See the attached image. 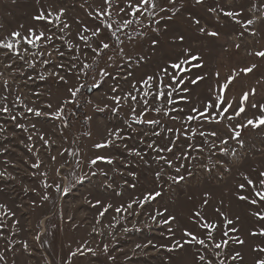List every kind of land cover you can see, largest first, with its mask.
<instances>
[{
	"label": "rangeland",
	"instance_id": "1",
	"mask_svg": "<svg viewBox=\"0 0 264 264\" xmlns=\"http://www.w3.org/2000/svg\"><path fill=\"white\" fill-rule=\"evenodd\" d=\"M157 3L155 17H140L141 24L122 29L117 35L124 41L123 45L113 43L94 63V53L78 33L88 36V44L93 48L98 39H106V32L92 37L91 31H83L98 26L99 21L89 13L103 8L104 0H0V39L17 30L27 34L29 28L47 31L53 36L51 42L43 44V50L52 55L36 57L38 61L47 59L50 63H36L34 69L11 54L5 55L6 49H0V108H8V112L0 111V173L3 174L0 175V255L4 256L0 264H206L207 260L219 264L221 259L225 264H255L257 258H264V253L254 251L264 248V235H252L264 229V220L253 215L255 212L264 214V203L253 205L238 199V195L251 197V189L243 176L255 181L264 171V126L238 129L243 146L229 140L228 145H224L229 155L220 154L218 149L213 150L216 155H211L209 144L215 142L219 146V139L210 138L209 144H204L205 137L198 135L199 131L216 129L220 136L227 138L230 133L226 125L235 127L261 114L252 104H264V57L255 55L264 51V0H202L200 3L197 0H175V3L157 0ZM121 6L122 0H113L111 22L114 24L123 16L117 14ZM160 7L165 11H160ZM61 8L65 10L61 17L63 23L57 24L55 16L51 26L33 19L41 11L45 15L55 14ZM229 11L241 15L225 16L224 12ZM248 20L253 23L248 24ZM64 23L69 27L61 32ZM200 28L205 31L200 32ZM210 32L218 35L211 36ZM61 36L63 39H59ZM69 44L74 46L71 50ZM75 46H79V51ZM121 46L123 56L118 54ZM55 49L65 55L61 57ZM186 49L188 54L200 58L192 63L202 66L192 67L185 76L203 79L196 84L186 80L181 87L187 91L173 93L175 103L166 107L176 111H170L169 116L149 111L143 117L159 120V125L135 123L131 119V101H122L119 110L113 111L117 106L108 97L123 96L142 77L156 75L169 62L185 58ZM41 50L30 49L32 52ZM73 56L79 59L73 60ZM109 56L113 57L111 61ZM25 59L32 58L26 56ZM73 63L77 67L69 71ZM84 63L93 67L85 70L87 75L80 74L78 78L77 69ZM9 64L11 67L7 66ZM60 64L65 67H58ZM252 65L255 68L251 72L241 71ZM101 68L110 76H100ZM52 72L64 76L67 83L49 75ZM128 72L132 76L123 79ZM41 75L45 79L41 80ZM233 75L235 79L221 91ZM93 84L102 86L94 88ZM113 87L117 88L116 93L111 91ZM70 88H80L75 97L71 96ZM253 89L255 94H252ZM245 92L249 96L244 104L246 112L241 117L222 120L220 124L186 119L190 114L197 115L192 109L203 111L209 102L218 103L220 95L224 98L221 107L231 103L228 114H233L240 107ZM61 107L63 113L56 118L54 114ZM142 107L136 105L137 114ZM28 108L49 115L37 117L28 112ZM12 116H16V120H12ZM173 116L179 119H171ZM18 124L23 127H17ZM169 128L174 131L168 132ZM115 129H123V139H115L107 148L94 147L112 139L109 131ZM192 130H196L197 135L193 136ZM153 131L161 135L153 136ZM169 140L177 141L174 149L177 156L186 143L204 148L202 153L191 152V156L197 157L191 163L184 161L191 175L182 169L179 175H184L185 179L179 183L168 179V176L178 175L174 167L169 168L158 159V155L171 159V154H158L147 147L152 141L163 147ZM128 149L139 151L141 156L130 155ZM232 150L235 155L231 154ZM97 155L110 157L113 163L91 165L90 160ZM210 156L213 162L219 160L222 164L208 171L204 165H208ZM33 164L39 167L34 168ZM157 172L162 173L160 179L156 177ZM242 183L246 185L245 190L239 188ZM155 191L161 195L143 208L134 203L133 209L127 212L115 211ZM44 195L49 198L44 200ZM97 201L101 203L98 205ZM109 204L112 207L101 217L99 213ZM157 212L163 215L157 216L154 222L150 217ZM196 212H200L204 220L218 225L214 240L206 239L207 230L197 223ZM173 216L175 219L170 224L163 223ZM225 217L233 223L225 225ZM229 229L237 231L222 236L223 231ZM185 230L206 239L209 247L184 244L188 239L184 236ZM222 240H227V245L215 249L214 244ZM148 241L152 244L143 247ZM177 241L184 247H177ZM137 244L141 247L137 248ZM88 248L93 251H87ZM236 252L242 259H231ZM200 255L206 260L200 261Z\"/></svg>",
	"mask_w": 264,
	"mask_h": 264
},
{
	"label": "snow or ice",
	"instance_id": "2",
	"mask_svg": "<svg viewBox=\"0 0 264 264\" xmlns=\"http://www.w3.org/2000/svg\"><path fill=\"white\" fill-rule=\"evenodd\" d=\"M198 3L202 2V0H197ZM169 3H175V0H169ZM123 6L119 8V14H123L120 21H117L115 24L111 22L112 18V5L113 0H104V7L101 9H97L95 13H89V16H91L93 19L99 21V24L94 29H88L84 28V32L91 31L92 37H100L103 32L107 33L106 39H98L97 46L91 47L90 44H88L89 37L85 36L83 34L78 33L79 38L85 42V44L91 48L92 52L94 53V59L93 62L96 63V57H100L106 50H109L113 47V43H115L117 46L123 45L124 41L121 40L120 36L117 35V33L121 32L122 29H128L130 28L134 23L135 24H141L142 21L140 17H145L147 19L148 17H155L156 15V9L159 7L157 0H122ZM83 6V5H82ZM160 11H165L163 7L159 8ZM64 9L61 8L59 12L52 13L48 12L47 15L43 11L40 12L39 15L35 16L33 19L36 21H45L46 25L51 26L53 25V16H55V21L57 24L63 23L61 21V17L64 15ZM225 16L229 17H238L241 15L239 12H224ZM156 23H159V21H156ZM197 24H199V21H196ZM239 23V21H237ZM248 24L253 23L252 20L247 21ZM23 27V26H21ZM69 25L67 23L63 24V27L60 29L61 32L64 31V29L68 28ZM156 30V29H154ZM204 28H200V32H204ZM211 36H217V32H210L208 33ZM140 35H143V33H140ZM59 39H63V37H59ZM128 39L131 41L132 37L129 35ZM179 39L182 41L183 36L179 37ZM53 40L52 35H48L47 31H38L34 28H29L27 30V34H24L20 31H13L9 37L0 39V49H6L7 52L5 55L11 54L12 56H15L19 60H23L25 64H27L30 68H35L36 63H41L44 65H47L50 63L49 60L44 59L41 61H38L36 57L38 56H44L47 54L48 56H51L52 53H46L43 50V44L44 42H51ZM157 41H153V45H155ZM24 45H27L28 47H24ZM69 50H71L74 46L69 44ZM77 51H79V46H75ZM237 48H239V45H236ZM30 49H42L39 52H32ZM59 53L61 57L65 55L64 52L59 51V49H55ZM23 53V54H22ZM118 54L121 56L124 55V48L121 46L118 48ZM257 57H264V51H258L255 53ZM29 56L32 59L26 60L25 57ZM131 59V57H128ZM73 60L79 59L78 56H73ZM113 57L109 56L108 60L111 61ZM199 57L196 55H190L188 54V50H185V58H178L175 61L169 62L167 66L163 67L159 73L156 75H147L145 77H142L140 81L135 82L131 86V91L126 92L123 96L121 95H112L108 97L111 99L115 104L116 108L113 109V111H118L122 101L124 103H128L129 101L132 102L131 106V119L135 123H147L151 125H159L160 121L156 119H143L147 115L149 111H154L157 114H162L163 116H169L170 111H176V109L172 108L169 109L166 107V105H172L175 103L173 100V93L177 90L180 91H187V88H182L181 86L186 83V80L192 84H196L199 80L203 79L201 76H197L195 79H190L189 77H186L185 74L191 72L192 67H201L199 63L193 64V61H199ZM188 67H185V66ZM8 67H11V64L7 65ZM60 68H64L65 66L63 64L58 65ZM76 64L73 63L71 65V68L68 69L71 71L72 69H76ZM93 65L84 63L83 66L79 69H77V76L79 78L80 74L87 75L88 73L85 70H91ZM109 67H111V64H109ZM255 68V65H252L249 68L241 69L242 72L245 74L251 72ZM49 75L56 76L59 81L67 83L65 80V77L60 75L58 72H52L49 73ZM99 75L102 77L110 76V73L107 72L106 69L101 68L99 70ZM219 75V74H217ZM132 76L131 72H128L123 79L127 80L128 77ZM41 80L45 79L43 75L39 77ZM28 79H32L31 76L28 77ZM235 79V75L229 78V80L222 86L221 91L228 88L229 84H231L232 80ZM5 85H7V81L4 82ZM139 85V86H138ZM102 84H93L92 87L94 88H100ZM80 87H83L81 85ZM80 88L76 89H69V92L72 97H75L78 93ZM113 93L117 92V88L113 87L111 89ZM135 93V94H134ZM252 94H255V90H252ZM249 93L245 92L243 96L241 97V103L240 107L234 111L233 114H228L229 109L232 107L231 103H228L226 106L221 107V105L224 104V98L223 95H220L218 99V103L213 104L212 102H209L205 105L204 110L201 111L199 109H192L193 113H197V115H188L187 121L191 122L193 120H202L207 121L209 123H215L220 124L222 120L232 121L233 119L237 117H241L242 114L246 112V109L244 107L245 102L248 100ZM71 102V101H68ZM153 104L156 106L153 107ZM136 105H142L141 111L139 114H137V108ZM48 107H51V105H48ZM252 108H259L260 115L255 116L252 119H247L245 123L237 124L235 127H233L231 124L226 125L230 135L227 138H224L220 136L219 131L216 129H213L211 131L205 132V131H199L198 135L201 137H205V140L203 141L204 144H209L210 138H218L219 139V146L212 142L209 144V152L211 155H216L217 153L213 151L214 149H218V152L223 155H229V149L227 147H224V145H228L229 140H236L237 143L240 144V146H243V141L239 140V137L241 136V131L238 129H243L248 126H252L253 128L264 126V104L257 105L255 103L252 104ZM213 110V111H210ZM0 111L8 112V108L5 106L3 108H0ZM28 112L34 113L35 116L40 117L42 115L47 116L48 113H42L39 110H35L32 108L27 109ZM180 111H183V109H180ZM63 113V108H58L56 110V113L54 114L56 118H59L61 114ZM173 120L179 119L178 117H170ZM12 120H16V116L11 117ZM17 127H23L22 125H17ZM131 127V125H129ZM123 129H115L109 131V137L112 139H109L105 141L104 143L96 144L94 147L96 148H107L110 145L114 143L115 139H123L121 136ZM168 132H173L174 130L169 128L167 129ZM186 131V130H185ZM147 135V133H145ZM153 136L159 137L161 135V132L159 131H153ZM192 135H197L196 130H192ZM191 137H189L190 139ZM31 139V137H29ZM43 139V137H41ZM179 139V138H177ZM47 143V141H45ZM155 145V147H154ZM171 145V146H169ZM127 148V145H125ZM148 148L153 149L158 154L159 153H169L171 154L172 158L169 159L167 156L164 155H158V159L162 160L164 164H166L169 168H173L175 170V173L178 175L176 176H168V179L171 180L173 183H179L180 181H183L185 179L184 175H179L181 173V170L184 169L188 172L189 175H191V172L186 168L184 161H188L191 163L192 160L197 159V157L191 156V152H198L202 153L204 151V148L200 145H195L192 143H186L184 148L181 150V153L179 156L176 155V152L174 149L177 147V141L176 140H169L168 144L164 145L163 147L156 145V141H152L151 143H148ZM129 154H135L136 156H141V153L139 151H136L135 149H128ZM232 155H235V150H232ZM53 160L55 157L52 158ZM179 161L177 164L176 162ZM107 163L112 164L113 160L110 157L103 156V155H97L94 159L90 160V164L95 166L98 165V163ZM217 164H222V161H215L211 159V156L208 160V165H204L205 169L208 171H211L212 168H215ZM211 165V167H209ZM34 168H38L39 164H33ZM228 171V169H225ZM93 175L95 173H92ZM0 175H3L0 173ZM162 173L157 172L156 177L157 179L161 178ZM244 180L246 181L247 187L251 189V197L245 196V195H238V199L247 201L250 204L253 205H259L264 203V171H261L259 173V177L257 180H253L249 178L247 175L243 176ZM45 187H49V185L45 184ZM239 188L241 190H245L246 185L240 184ZM57 189L59 190V185H57ZM66 192L67 189H64ZM161 195V192L155 191V192H149L143 196L140 200H134L132 203H128L126 207L121 206L115 208V211L117 213H120L122 211L127 212L130 209H133V204H137L139 207L143 208L145 204L150 203L154 200H156ZM44 200H47L49 197L47 195H44L42 197ZM208 201L205 199L204 203L206 204ZM101 202L97 201V204L99 205ZM112 205H107L103 207V210L99 213V215L102 217L105 215V213L111 208ZM166 211V210H165ZM219 212V209L216 210ZM163 213L157 212L155 215H151V219L156 222L157 216H162ZM221 216H223V213H220ZM254 216L257 218L264 220V214H261L260 212L253 213ZM195 216L199 218L197 220V223H199V226L206 229L207 232L205 233L206 239L208 241L214 240L213 233L218 227L215 223L209 222L204 220V217L201 216L200 212H196ZM175 217H169L163 220L164 224H170L171 220H174ZM99 223V221H97ZM233 223L232 220H229L225 217V225H231ZM125 231H128L127 228L124 229ZM95 231V229H94ZM168 231L171 233L172 229L169 227ZM229 231H237L236 229H229L228 231H223L222 236L227 237L229 235ZM264 235V229H261L259 233L253 232L252 235ZM0 236H2V233H0ZM184 236L187 237L184 241V244H198L202 246L204 249H207L209 247V243L206 242V239H200L198 238L194 233L185 230ZM37 240H39V236L36 237ZM238 243H243V240H237ZM227 240H222V242H217L214 244L215 249H221L222 247H225L227 245ZM149 244H152V241H148L147 244L143 245V247H148ZM184 244H181L179 241L176 242V246L179 248H183ZM155 247V245H152ZM25 249L27 250V244L24 245ZM137 248H140L141 245L137 244ZM163 247V245H162ZM104 250L107 251V245H105ZM169 251L173 250L172 248L168 249ZM79 251V249L77 250ZM87 251L92 252L93 250L91 248H88ZM254 251H258L261 253H264V248L254 249ZM83 254V253H81ZM72 255H76V253H72ZM217 256L219 253L216 254ZM200 261H205L206 257L204 255H200L199 257ZM238 258H241V254L239 252H236L231 259L236 260ZM4 260V256L0 255V261ZM206 264H212V260H207ZM219 264H225L224 260H220ZM255 264H264V258H257L255 260Z\"/></svg>",
	"mask_w": 264,
	"mask_h": 264
}]
</instances>
